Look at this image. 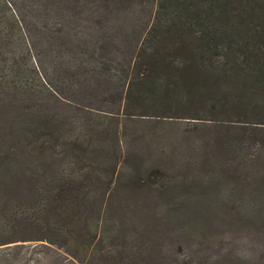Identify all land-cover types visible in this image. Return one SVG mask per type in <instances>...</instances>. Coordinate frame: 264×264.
<instances>
[{"label":"trees","instance_id":"16d2710c","mask_svg":"<svg viewBox=\"0 0 264 264\" xmlns=\"http://www.w3.org/2000/svg\"><path fill=\"white\" fill-rule=\"evenodd\" d=\"M155 1L103 97L117 68L84 65L61 0H0V264L26 240L33 264H264V0ZM160 119L192 126L177 140Z\"/></svg>","mask_w":264,"mask_h":264},{"label":"rangeland","instance_id":"374dc122","mask_svg":"<svg viewBox=\"0 0 264 264\" xmlns=\"http://www.w3.org/2000/svg\"><path fill=\"white\" fill-rule=\"evenodd\" d=\"M61 4L63 7V11L61 12L67 20L66 22L69 24L66 31L69 33L75 32L88 39V46L90 48L88 52H85L84 65L94 70H97L99 67L103 72L104 63L108 68L111 66L117 68L121 62L126 65V61L132 58L134 52H137L146 31L152 23L156 9L155 0H122L121 5L117 0H61ZM41 37L38 38L37 41L39 45V55L37 58L41 60L42 66L46 69V73L51 74L54 70L53 52L55 50H51V46H49L48 49L44 43V37ZM92 48L94 50H91ZM65 52L64 50L63 53ZM75 58L78 60L76 56ZM65 63L69 65L73 64L71 54L67 57ZM109 72L112 73V76L108 77L107 81H105L106 89L101 93L103 97H109L113 89L117 90L119 79L124 77L123 73H119L118 68L116 71L110 70ZM105 73L108 74V72ZM92 77L93 76L90 78ZM91 82L93 83V78ZM105 102H107V100L102 101V104ZM102 108L113 111L117 110V107L113 108L109 105H103ZM9 119L12 121L11 118ZM120 121L122 122V118ZM158 122V126L161 127V132H174L177 134V140L183 138V135L180 133L181 131L184 129H191L189 125L192 126V122H188V119H160ZM147 123L148 122L140 124L146 125ZM211 128V126L204 127L198 125V129L193 130V133L201 132L206 134ZM259 131L264 134V127ZM261 133H259L258 136L264 139V135L262 136ZM2 139L7 140V137L5 136L2 138V133L0 131V141ZM181 143H184V141ZM226 183L227 186L230 185V182L227 180ZM146 192L147 194L145 195L148 201H151L152 204H161L159 199H155L157 197L156 190L148 188ZM182 193V191H179L178 196L173 198V202L177 208H199L201 204L203 206L202 208L220 207L219 203H210L209 200H207L208 196L199 197L201 204L183 205L182 200L189 199H186L187 195L182 196ZM214 193L216 192H210V194ZM190 200L195 199L193 198ZM168 202L169 200H165L164 203L167 204ZM164 207L163 204V208ZM213 216L214 214L212 213L211 218H213ZM245 233L247 237H250L251 234H253V230L249 229ZM167 238V243L170 247L174 246V243L177 241L176 235L171 233ZM15 243L22 247L15 248L11 251L14 262H19V264H33L34 261H42L40 256L43 255L40 254H42L44 250L42 249L41 241L26 240L17 241ZM254 243L253 241H249V245H251L248 247L249 252L252 250L251 248H254ZM33 249H36V251Z\"/></svg>","mask_w":264,"mask_h":264}]
</instances>
